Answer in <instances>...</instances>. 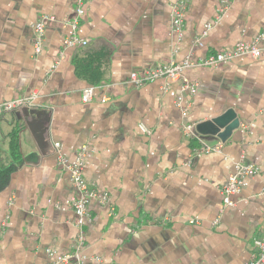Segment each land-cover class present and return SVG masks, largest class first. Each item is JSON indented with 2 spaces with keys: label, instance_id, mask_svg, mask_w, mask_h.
<instances>
[{
  "label": "crops",
  "instance_id": "obj_1",
  "mask_svg": "<svg viewBox=\"0 0 264 264\" xmlns=\"http://www.w3.org/2000/svg\"><path fill=\"white\" fill-rule=\"evenodd\" d=\"M175 1L93 0L78 28L86 46L58 60L73 0H0V103L37 94L34 107L0 116V264H53L46 251L72 249L75 191L57 165L55 143L69 161L87 146L83 177L108 195L88 205L85 264L251 261L264 225V0H190L179 39L170 31ZM41 16L53 21L35 56L33 26ZM251 42L262 53L256 60L189 70L198 83L188 108L192 139L183 135L177 83L127 84L133 73ZM76 60L90 70L82 77ZM88 87L93 99L84 103ZM227 110L239 127L221 142L211 120ZM241 159L259 173L223 208L220 190Z\"/></svg>",
  "mask_w": 264,
  "mask_h": 264
},
{
  "label": "built area",
  "instance_id": "obj_2",
  "mask_svg": "<svg viewBox=\"0 0 264 264\" xmlns=\"http://www.w3.org/2000/svg\"><path fill=\"white\" fill-rule=\"evenodd\" d=\"M93 0H73V11L71 17L63 22V28L68 29L67 35L63 38L61 50L59 51L58 60H63L64 53L67 49L86 46L87 42L78 35V28L83 19L86 6ZM190 0H176L171 10L170 31L181 38L184 31V20L189 6ZM226 6L220 7L218 15H221ZM219 17V16H218ZM53 21L52 17L41 16L33 26V53L35 56L40 55L43 51L44 37L46 25ZM209 29V26H206ZM264 36H261L262 38ZM199 42V41H197ZM261 50L256 46V42L238 43L230 51H222L216 54L209 55L197 62H190L188 59L181 62L169 61L156 69L145 71L141 75L131 74L127 81L133 88H139L145 84L155 82L157 80H165L174 82L179 85L180 94L176 100V106L181 111V117L185 120L183 126V135L187 139H192L193 124L188 116V108L191 98L196 94L198 83L190 79L187 74L192 68H217L222 64H226L231 60L239 57H250L258 59L261 56ZM94 88L88 87L81 92L82 102L89 103L93 99ZM37 97L36 93L31 94L27 98L4 101L0 103V116L12 112H20L34 107V101ZM106 99L102 98L101 102ZM140 130L144 134H149V131L140 126ZM221 148L220 145L209 147L206 145L200 146L201 151H216ZM54 152L57 157V165L64 170L69 176L70 182L74 188V196L70 200V207L74 214V226L76 235L74 236L72 249L66 254H57L53 251H46L48 257L53 260V264H85V256L83 250L85 246L84 226L91 222V215L88 211V205L92 201L106 203L108 195L106 193L99 194L92 184H88L83 177L84 161L89 153L87 146H82L76 153L75 158L69 161L60 153L58 143L53 145ZM259 173L258 167L244 162L242 159L235 165L234 173L229 176L226 183L221 188L222 207H233L235 201L233 197L240 193L244 180L253 177ZM264 197V191L261 192ZM218 219L212 222V226L218 224ZM253 254L249 264H264V225L262 226L259 236L252 242Z\"/></svg>",
  "mask_w": 264,
  "mask_h": 264
},
{
  "label": "water",
  "instance_id": "obj_3",
  "mask_svg": "<svg viewBox=\"0 0 264 264\" xmlns=\"http://www.w3.org/2000/svg\"><path fill=\"white\" fill-rule=\"evenodd\" d=\"M213 134L221 142H226L239 127V120L231 110L211 120Z\"/></svg>",
  "mask_w": 264,
  "mask_h": 264
},
{
  "label": "trees",
  "instance_id": "obj_4",
  "mask_svg": "<svg viewBox=\"0 0 264 264\" xmlns=\"http://www.w3.org/2000/svg\"><path fill=\"white\" fill-rule=\"evenodd\" d=\"M90 69H92V68H90ZM94 69V68H93ZM74 70H75V72H76V74L78 75V76H80V77H82V75L84 74V72H86L87 71V73L90 71V70H86V71H83V69H82V66H81V62H79L78 60H76L75 61V64H74ZM93 72V71H92ZM91 76V75H90ZM93 79H94V81H91L92 82V84H96V83H98L99 82V78H97V77H93ZM14 152H15V158H19V156H16V153L18 152V150H17V145H16V142H15V140L14 139H12V145H11V153H12V156L14 155ZM7 179H5V181H6Z\"/></svg>",
  "mask_w": 264,
  "mask_h": 264
}]
</instances>
